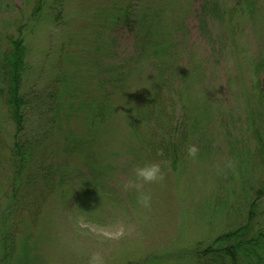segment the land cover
<instances>
[{
    "label": "rangeland",
    "instance_id": "1",
    "mask_svg": "<svg viewBox=\"0 0 264 264\" xmlns=\"http://www.w3.org/2000/svg\"><path fill=\"white\" fill-rule=\"evenodd\" d=\"M112 1L51 0L47 16L32 18L33 8L23 0H0V47L5 48L7 37H23L29 45L32 68L26 81L29 91L51 93L59 86L56 84L59 80L86 93L91 90V81L95 82L92 60L105 46L98 38L103 32L97 30L95 21ZM183 1L191 15L185 21L189 33L180 30L175 35L178 42L189 38L181 66L193 74L200 71L201 93L193 99L207 101L209 116L213 117L205 134L200 135L202 142L194 146L195 156L183 161L177 172L161 166L163 180L143 185L142 191L152 197L150 205L144 207L138 202L140 192L126 187L134 178V169L143 165L133 160L134 148L138 146L127 140L130 130L125 117L117 119L112 127L113 136L100 146L102 156L106 155L104 164L110 169L104 183L107 189L97 186L89 195L87 187L81 185L87 174L83 158L61 157L67 174L74 173L75 179V186L64 187L62 191L70 193L71 188L75 194L51 195L30 228L31 233L25 232L36 256L31 264H88L94 253L100 254L106 264H191L179 258L185 251L199 243L206 245L244 223L248 197L255 198L259 191V186L253 189V180H258L260 169L252 157V131L257 120L252 116L249 101L255 77L251 61L264 52V0H254L257 5L254 18L235 29L234 39L229 36L227 24L218 25L212 39L204 37L197 21L202 0ZM131 5L182 12L179 2L174 4L170 0H133ZM114 36L118 42L112 60L136 55L133 35L123 30ZM214 43L225 49L224 58L212 57L210 48ZM144 67L145 63H140L137 68ZM39 104L41 101L36 97L34 106ZM38 111L34 107L27 119L34 135L54 127L49 116L38 114L43 112L41 107ZM183 115L179 113L178 123ZM12 127L4 116L0 121L3 201L11 192L12 174L5 159L13 143ZM65 129L61 137L63 146L67 134L81 137L86 133L80 124H65ZM56 144L57 140L50 144L54 151L62 146V141L58 139ZM120 150L123 152L114 161L110 154ZM262 216L260 221L264 224V206Z\"/></svg>",
    "mask_w": 264,
    "mask_h": 264
},
{
    "label": "trees",
    "instance_id": "2",
    "mask_svg": "<svg viewBox=\"0 0 264 264\" xmlns=\"http://www.w3.org/2000/svg\"><path fill=\"white\" fill-rule=\"evenodd\" d=\"M23 1L32 6V18L47 16L50 11L51 0ZM132 1L113 0L95 21L97 30L103 32L98 38L105 46L92 60L95 82L91 81L88 93L67 81L61 84L59 79L56 81L59 86L51 93L29 91L26 88L32 71L29 45L23 37H7L5 48L0 47V121L7 116L14 129L13 143L5 159L12 174L11 192L4 196L7 197L4 201L0 199V264H31L36 257L30 236L25 232L31 233L30 228L51 195L61 194L64 187L75 186L74 173L67 174L62 156L83 158V170L87 174L81 185L87 187L89 195L97 186L107 189L104 183L110 169L104 164L106 155L102 156L100 146L113 136L117 119L125 117L130 130L127 140L138 146L133 155L136 164L160 162L174 172L181 170V163L191 157L189 148L200 144L201 133L204 135L210 127L213 117L209 116L207 101L193 99L201 93L200 71L193 74L181 66L189 38L178 42L175 36L180 30L189 33L185 21L191 11L186 9V1L170 0L174 4L179 2L182 12L169 9L172 11L169 16H166L168 8L157 10L144 5L140 9L132 6ZM256 6L254 0H202L198 28L204 37L212 39L218 25L227 24L229 36L234 39L235 29L254 18ZM123 30L133 35L136 55L115 61L112 56L118 40L114 35ZM218 46L211 45L212 57L224 58L225 49ZM140 63L146 67L138 69ZM251 64L255 77L249 103L257 120L252 131V157L260 169L258 180H253V189L259 186V191L255 198L248 197L247 216L239 228L217 236L206 245L199 243L185 251L179 257L181 261L264 264V224L260 221L264 206V52ZM143 82L146 85L142 86ZM36 97L41 104L34 106ZM34 107L37 111L42 108L40 116L52 119L53 128L35 135L30 132L27 119ZM179 113L184 115L178 123ZM72 123L83 125L86 133L81 137L67 134L63 146L65 124ZM58 139L62 146L54 151L50 144L52 140L58 144ZM128 149L124 151L126 154ZM120 152L123 151L110 154L114 161ZM69 192L62 195L75 194L71 188Z\"/></svg>",
    "mask_w": 264,
    "mask_h": 264
},
{
    "label": "clouds",
    "instance_id": "3",
    "mask_svg": "<svg viewBox=\"0 0 264 264\" xmlns=\"http://www.w3.org/2000/svg\"><path fill=\"white\" fill-rule=\"evenodd\" d=\"M196 151L197 149L195 147L189 148V155L195 156ZM228 167H231V164H229ZM161 180H163L161 163L149 162L134 169V178L129 180L126 187L136 188L140 192L138 202L144 207H148L152 197L150 194L142 191L143 185L152 184ZM88 264H106V262L100 254L94 253L89 257Z\"/></svg>",
    "mask_w": 264,
    "mask_h": 264
}]
</instances>
